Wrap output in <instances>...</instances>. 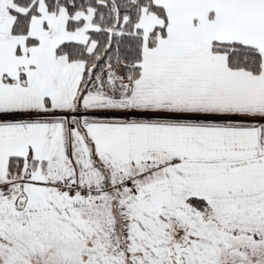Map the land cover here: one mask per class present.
<instances>
[{"label":"snow or ice","instance_id":"obj_1","mask_svg":"<svg viewBox=\"0 0 264 264\" xmlns=\"http://www.w3.org/2000/svg\"><path fill=\"white\" fill-rule=\"evenodd\" d=\"M0 264H264V0H0Z\"/></svg>","mask_w":264,"mask_h":264}]
</instances>
